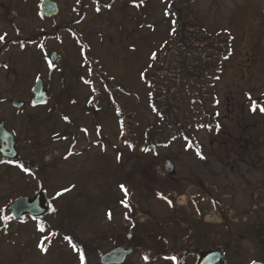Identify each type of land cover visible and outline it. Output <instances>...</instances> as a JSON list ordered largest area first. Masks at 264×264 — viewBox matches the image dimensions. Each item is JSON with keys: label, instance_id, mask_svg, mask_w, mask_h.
Returning a JSON list of instances; mask_svg holds the SVG:
<instances>
[{"label": "rangeland", "instance_id": "obj_1", "mask_svg": "<svg viewBox=\"0 0 264 264\" xmlns=\"http://www.w3.org/2000/svg\"><path fill=\"white\" fill-rule=\"evenodd\" d=\"M51 1L59 15L42 20L40 0H0V35L51 34L0 54L8 67L0 68V96L28 104L39 79L51 94L45 106L16 110V141L32 170L0 169V218L9 200L40 187L52 203L45 232L32 221L3 228L0 219V264H81V244L86 264H100V254L116 246L135 248L124 264H178L175 250L223 247L227 264L264 263V0ZM172 2L201 38L192 47L212 49L208 59L197 55L186 64L202 82L196 87L186 86L183 54L175 62ZM83 6V21L62 29ZM50 53L58 55L55 65ZM99 73L111 85L103 86ZM150 73L164 78L170 96L157 101L174 104L177 119L150 108L156 93L143 80ZM200 96L207 101L202 115L193 112ZM126 125L133 148L121 136ZM148 134L158 135L147 150ZM195 224L200 234L190 242ZM159 233L166 241L154 246ZM133 239L138 248L129 246Z\"/></svg>", "mask_w": 264, "mask_h": 264}, {"label": "trees", "instance_id": "obj_2", "mask_svg": "<svg viewBox=\"0 0 264 264\" xmlns=\"http://www.w3.org/2000/svg\"><path fill=\"white\" fill-rule=\"evenodd\" d=\"M86 2L89 1V0H85ZM92 1L93 3H99L102 5V2L100 0H90ZM114 0H109L106 4L104 5H110L113 3ZM174 1V0H173ZM176 6L175 2H173L170 6V13L172 14L173 16V29L174 31L172 32V39L174 38L176 41H178V44H176V50H177V54H175V62L177 61V58L180 54H183V58L179 59L180 62V66H181V72L182 74L185 73V83H187V87L189 86H192V87H196L198 86L199 83H202L201 81H199V77L198 76H195V73L190 69V67L188 65H186L191 59H194L198 56H202L205 59H208V56L210 55L209 53V50H212L210 48V46H204L203 48L202 47H198L196 49H194L192 47V44L194 43V41L196 42H199L201 40V38L195 34L194 31H191L189 29L190 25L188 24H184V20L182 18V15L178 13H175V9L174 7ZM84 8V6H83ZM83 8L80 9V16H78L75 20H72V21H69V22H66L64 24L63 27H73L74 25L76 26L80 21L81 19L84 17V11H83ZM59 27L53 29V33L56 34L57 31H58ZM53 35V34H52ZM40 40H42V34H29L28 35V39L26 41H23L24 43L30 45L32 43H36V42H39ZM194 40V41H192ZM189 41V44L188 42ZM214 49H215V45H213ZM221 50V49H220ZM221 51H224V50H221ZM176 65V64H175ZM153 67V66H152ZM176 68V66L174 67V69ZM174 69H172V71H174ZM100 74V73H99ZM174 75V73H172ZM102 79V81L104 82V84L107 86V85H111L110 81L109 80H105L103 75L100 74L99 75ZM153 76L155 78H158L157 80H153ZM174 79V83L173 85L175 86V77H173ZM143 80L144 82L146 83V85L148 86V88H150V90L152 92H155L156 93V96L153 95L149 97V102H150V106H151V109L152 111L156 114V116H158V118H164V117H170L171 119H177L174 112L172 111L173 107H174V104L172 103H160L159 101H157L158 98H161V97H165V96H170V91H167V89L164 87V78L161 77L160 75L157 76L156 74L153 75V74H148V75H144L143 77ZM161 85V86H159ZM202 87V86H201ZM171 90V89H170ZM159 93V94H158ZM196 93V96L200 94L199 92V89H195V92ZM199 97V96H198ZM202 98H198V100L196 101L198 104V106H196L194 109H193V112H198L200 114L201 111H204V113H207V101L205 100V97L203 96H200ZM206 102V103H205ZM176 107V106H175ZM202 115V113L200 114ZM216 112L214 113H208L207 116H208V121H206L207 125L209 126L212 125L214 123V119L216 117ZM160 116V117H159ZM211 116V118H210ZM179 126V129L180 131H182V127L181 125H178ZM121 136H122V139L123 141H128L129 145L133 148L135 147L133 141H132V136L130 135V131L126 130L127 129V125L125 127H121ZM156 133V132H155ZM158 134H148L147 138H146V141H145V144H144V149H152L154 148L155 146L152 145V141H153V138L155 139L157 137ZM163 143H159L158 145H162ZM4 210H2L3 212ZM5 213V212H3ZM6 215H4L1 219L2 220V224H3V228L4 227H7L8 224L12 223V222H15V220L10 216L8 215L7 216V219H5ZM226 216L222 214V219L224 220V222L226 221ZM135 219V214L134 212L130 213V216L128 218V220L131 221V229L135 228L136 226V223L134 221ZM28 220V218H24V219H21L20 221L22 223H25L26 221ZM33 220V219H32ZM43 220H45V218H41V219H38L37 222L40 223V229L42 228L43 231L45 232L47 230V228L49 227V224L47 222H43ZM16 221H19V220H16ZM41 231V230H40ZM41 231V232H43ZM131 233V232H130ZM163 234V232H162ZM162 234H158L156 235V238H155V241L152 242V244L154 246H156L158 243H161L164 245L165 241H166V238H164V235ZM191 234L194 236V238L192 240H190V242H195V241H198V237H199V230H198V224H195L192 228V232ZM130 235H133L132 233ZM131 237V236H130ZM197 238V239H196ZM135 239H133L131 242H129V246H135L136 248L139 247V243L141 242H136V245H134ZM76 245H78L77 242H74ZM189 244V242H188ZM144 246V245H143ZM79 249L81 250L80 254L78 252H76L75 254V257H81V253L83 251H85V246H83V244L79 245L78 246ZM227 247H223L222 250L225 251ZM156 249V248H155ZM199 249H202L199 247ZM148 250H153L154 251V248L153 247H150L148 248ZM170 252L173 250V249H169ZM191 250V249H190ZM204 250V249H203ZM203 250H200V251H203ZM161 251H162V248H161ZM160 251V253H161ZM176 251V250H175ZM195 252L193 253V251L191 250V252H189L188 256L191 257V255L196 259L195 255L197 256V254L200 252V251H196L194 250ZM174 252V251H173ZM83 257H84V264H86V261H85V252L82 253ZM187 256V257H188ZM187 257H182V261L181 259H179L177 262L178 264H185L183 261H185L187 259ZM181 261V262H180Z\"/></svg>", "mask_w": 264, "mask_h": 264}, {"label": "water", "instance_id": "obj_3", "mask_svg": "<svg viewBox=\"0 0 264 264\" xmlns=\"http://www.w3.org/2000/svg\"><path fill=\"white\" fill-rule=\"evenodd\" d=\"M40 11L45 18H55L58 15V7L55 2L50 0H44L40 5ZM51 63H55L57 60L56 55H52L50 58ZM35 86L32 90L33 104H41L44 102L48 95V87L44 89L41 81L35 82ZM258 104L259 99L255 100ZM24 107L21 102H16V108L20 109ZM0 154L3 157L10 159H17V153L14 151L13 137L0 125ZM165 166L169 175H174L175 169L170 160L165 162ZM6 209L15 218L22 216L40 217L48 213L49 206L46 194L43 192L35 193L32 198L23 196L15 201L9 203ZM133 254V248L114 247L110 251L104 253L100 257V264H124L126 259ZM176 253V256H179ZM186 255V253H183ZM224 259V255L220 249H209L198 254V258L195 264H227ZM251 264H264L261 262H253Z\"/></svg>", "mask_w": 264, "mask_h": 264}, {"label": "flooded vegetation", "instance_id": "obj_4", "mask_svg": "<svg viewBox=\"0 0 264 264\" xmlns=\"http://www.w3.org/2000/svg\"><path fill=\"white\" fill-rule=\"evenodd\" d=\"M19 40L21 41L22 39H18V38H14L13 40L11 38H9L8 36H4V40L0 42V54L4 53L3 51L11 44H19ZM0 68L2 69H8L7 64H0ZM15 74V76H13V80L14 82H16V71L13 73ZM7 107V111H8V116L10 118H12L13 121V129L10 128V126H8L9 123V118L7 117H3V111L5 109V107ZM16 95L14 97H3L0 96V125H2L9 133H11L14 136V140H15V150L17 149L19 155L20 153V148H19V144H16ZM25 163L29 166L30 162L25 161ZM0 169H5V170H11L14 172V174L16 175V169L18 170V172L20 171V166L19 164L16 165V160L15 161H10L9 159H5L0 155Z\"/></svg>", "mask_w": 264, "mask_h": 264}, {"label": "snow or ice", "instance_id": "obj_5", "mask_svg": "<svg viewBox=\"0 0 264 264\" xmlns=\"http://www.w3.org/2000/svg\"><path fill=\"white\" fill-rule=\"evenodd\" d=\"M97 10L99 11V9H97ZM3 40H4V36L0 35V41H3ZM153 55H155V54H153ZM249 99L251 100V97H249ZM256 107H257V103L255 101H253L252 110L255 111L256 110ZM260 111L261 112H264V107H260ZM65 119H67V118L65 117ZM198 155H199V153H198ZM201 158H203V157H201ZM121 189L126 192V189H124V186L123 185H121ZM158 196L161 199L167 200V197H164L160 193H158ZM168 203L171 204V201H168ZM125 206H127V205H125ZM109 218H111V213H109ZM5 219H7V217H5ZM40 230L43 231L42 228ZM80 260H81V264H84V257H83V255H81Z\"/></svg>", "mask_w": 264, "mask_h": 264}]
</instances>
